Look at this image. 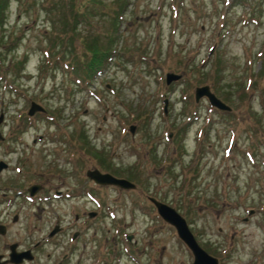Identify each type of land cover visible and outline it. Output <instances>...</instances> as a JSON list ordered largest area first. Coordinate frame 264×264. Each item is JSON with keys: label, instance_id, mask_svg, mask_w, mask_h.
<instances>
[{"label": "rangeland", "instance_id": "obj_1", "mask_svg": "<svg viewBox=\"0 0 264 264\" xmlns=\"http://www.w3.org/2000/svg\"><path fill=\"white\" fill-rule=\"evenodd\" d=\"M101 1L77 50L82 35L106 40L121 0ZM44 4L8 0L0 15V253L16 242L33 250L26 264L191 263L150 196L217 264H264V0H126L110 65L88 82L55 65L63 14ZM200 85L229 110L194 102ZM31 101L44 111L27 115ZM92 168L135 187L92 185Z\"/></svg>", "mask_w": 264, "mask_h": 264}, {"label": "trees", "instance_id": "obj_2", "mask_svg": "<svg viewBox=\"0 0 264 264\" xmlns=\"http://www.w3.org/2000/svg\"><path fill=\"white\" fill-rule=\"evenodd\" d=\"M45 8L50 5L57 7L63 19L60 20L58 31H56L49 40L48 51L50 52L52 47H58L54 52L55 65H59L66 69L72 75H75L80 80L88 82L98 74L104 71L112 60L115 52L116 45L115 40L117 35L115 32L118 28L117 21L123 11L126 4V0L117 2L116 9H113L109 31L103 36L106 40H101L102 36L94 35H82L84 39L80 41V48L77 50L71 43L72 39L76 37L77 26L87 22L89 18L98 13L99 10L104 7L101 0H43ZM7 3L8 0H0V15L3 10V3ZM55 2V3H54ZM68 14L69 20L66 18ZM53 26L54 22L52 21ZM1 24V23H0ZM81 36V35H80ZM57 43V44H56ZM46 52V51H45ZM120 52V51H119ZM72 56V60L64 58V55ZM53 58V57H52ZM74 59V61H73ZM59 63V65H57ZM54 65V66H55ZM77 81V83L80 82Z\"/></svg>", "mask_w": 264, "mask_h": 264}, {"label": "water", "instance_id": "obj_3", "mask_svg": "<svg viewBox=\"0 0 264 264\" xmlns=\"http://www.w3.org/2000/svg\"><path fill=\"white\" fill-rule=\"evenodd\" d=\"M180 78V75L173 72H166L164 74V82L165 84H169L170 82L176 81ZM200 98H205L209 105L219 110H229V107L225 105L222 101H220L209 89L208 85H200L194 87L193 90V99L194 102H197ZM165 104L166 101L163 102V113L165 112ZM35 111L43 112L44 109L34 103L30 102L29 107L27 109V115H32ZM134 129L133 125L128 126L129 133L132 134ZM2 165L0 162V169ZM85 176L91 179L96 184L101 185H112L121 189H134V183L130 182L125 178H119L111 175L108 172H100L97 168L88 169L85 171ZM38 186L32 185L29 187V194L32 195L36 192ZM147 200L154 207L156 214L161 218L162 221L170 225L174 231L178 239L186 246L189 250L192 261L189 264H217V259L208 253H206L196 242L192 233L189 231L188 226L185 222V219L171 206L148 196ZM94 213H89L91 216ZM57 231V226H54L53 229L48 233V235H52ZM127 239H129L127 237ZM14 245H10V252L8 254V262H12L14 264H19L22 260H31L32 255L29 250H25L23 252H15ZM6 262V261H3Z\"/></svg>", "mask_w": 264, "mask_h": 264}, {"label": "flooded vegetation", "instance_id": "obj_4", "mask_svg": "<svg viewBox=\"0 0 264 264\" xmlns=\"http://www.w3.org/2000/svg\"><path fill=\"white\" fill-rule=\"evenodd\" d=\"M0 162H1V165H2V167H1V169H4L6 166H7V164L6 163H4L3 161H1L0 160ZM0 169V170H1ZM88 179V178H87ZM90 182H92V185H97V184H95L92 180H90V179H88ZM104 186V185H103ZM29 187H30V185H28L26 188H23L22 189V187H20L19 189H16V191L13 193V196L14 197H17V196H21L22 198H24V197H26V198H29V197H31L30 195H29V193H28V189H29ZM3 188H5L7 191H9L10 190V188L8 187V186H5V187H3ZM86 190H89L88 188H86ZM5 196H6V192L5 191H2L1 193H0V197L4 200L5 199ZM0 198V199H1ZM87 214V213H86ZM88 215V214H87ZM14 218L16 219V216L14 215ZM12 221H13V217H12ZM54 226H57V231H59L60 230V227L58 226V225H54ZM6 228H7V226H6V224L4 223V222H2V221H0V235H3V234H5V232H6ZM47 237H51V236H48V234H47ZM75 237H78V232H75V233H73L72 234V236H71V238L73 239V238H75ZM14 245V250H15V252H23V251H25V250H29V252L32 254V251H31V248H29V247H20V245L18 244V243H16V242H12V243H10V244H8V246H7V253H0V264H14V263H12V262H8L7 261V259H8V254H9V252H10V249H9V246L10 245ZM34 246H35V244H34ZM33 255V254H32ZM31 260H32V258H31ZM30 260V261H31ZM3 261H6V262H3ZM28 261H26V260H22L19 264H26Z\"/></svg>", "mask_w": 264, "mask_h": 264}]
</instances>
